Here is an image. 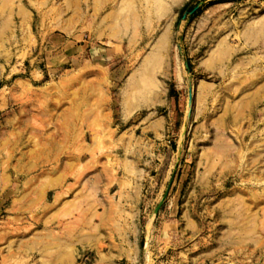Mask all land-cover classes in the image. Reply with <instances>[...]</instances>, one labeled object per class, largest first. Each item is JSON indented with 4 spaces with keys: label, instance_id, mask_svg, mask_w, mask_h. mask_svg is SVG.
Returning a JSON list of instances; mask_svg holds the SVG:
<instances>
[{
    "label": "rangeland",
    "instance_id": "1",
    "mask_svg": "<svg viewBox=\"0 0 264 264\" xmlns=\"http://www.w3.org/2000/svg\"><path fill=\"white\" fill-rule=\"evenodd\" d=\"M0 264H264V0H0Z\"/></svg>",
    "mask_w": 264,
    "mask_h": 264
}]
</instances>
